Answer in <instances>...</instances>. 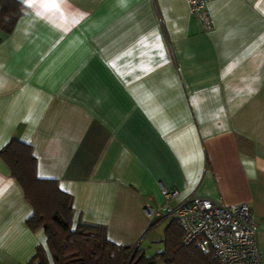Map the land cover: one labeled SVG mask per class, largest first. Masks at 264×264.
<instances>
[{
    "label": "crops",
    "instance_id": "0c3cea01",
    "mask_svg": "<svg viewBox=\"0 0 264 264\" xmlns=\"http://www.w3.org/2000/svg\"><path fill=\"white\" fill-rule=\"evenodd\" d=\"M0 29V150L31 146L39 179L72 197V229L102 225L146 253L167 219L143 207L192 195L247 204L264 264V0H16ZM1 11V7H0ZM34 209L0 158V264L42 247ZM164 224L162 229H158ZM149 255V254H147Z\"/></svg>",
    "mask_w": 264,
    "mask_h": 264
},
{
    "label": "trees",
    "instance_id": "16d2710c",
    "mask_svg": "<svg viewBox=\"0 0 264 264\" xmlns=\"http://www.w3.org/2000/svg\"><path fill=\"white\" fill-rule=\"evenodd\" d=\"M0 7V29L9 32L25 7L16 0H0ZM0 158L33 206L28 226L42 227L46 235L50 260L38 246L27 264H156L157 260L165 264H219L212 251H202L182 242L183 231L176 220L169 221L165 227L163 251L154 256H147L138 245L110 241L102 225L79 221L72 229V197L56 181L37 178L36 159L30 145L11 139L0 150Z\"/></svg>",
    "mask_w": 264,
    "mask_h": 264
},
{
    "label": "built area",
    "instance_id": "2783aa9c",
    "mask_svg": "<svg viewBox=\"0 0 264 264\" xmlns=\"http://www.w3.org/2000/svg\"><path fill=\"white\" fill-rule=\"evenodd\" d=\"M190 14L200 21L203 30L212 28L207 4L212 0H185ZM162 205L144 202V213L154 224L176 220L181 227L182 242L202 251H212L219 264H261L256 245L257 223L245 203L224 204L192 195L175 207L170 206L177 191L162 187Z\"/></svg>",
    "mask_w": 264,
    "mask_h": 264
},
{
    "label": "rangeland",
    "instance_id": "374dc122",
    "mask_svg": "<svg viewBox=\"0 0 264 264\" xmlns=\"http://www.w3.org/2000/svg\"><path fill=\"white\" fill-rule=\"evenodd\" d=\"M163 227H164V224H160L158 226V229H162ZM163 248H164L163 242L162 241H161V243L157 242L156 244L152 245L151 248L146 249V253L149 254V255H147V254L146 255L147 256H154V255L160 253L161 251H163ZM156 264H165V263L163 262V260H157Z\"/></svg>",
    "mask_w": 264,
    "mask_h": 264
}]
</instances>
